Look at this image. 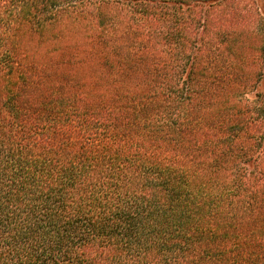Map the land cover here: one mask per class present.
<instances>
[{"label": "trees", "instance_id": "trees-1", "mask_svg": "<svg viewBox=\"0 0 264 264\" xmlns=\"http://www.w3.org/2000/svg\"><path fill=\"white\" fill-rule=\"evenodd\" d=\"M0 264H264V0H0Z\"/></svg>", "mask_w": 264, "mask_h": 264}, {"label": "rangeland", "instance_id": "rangeland-1", "mask_svg": "<svg viewBox=\"0 0 264 264\" xmlns=\"http://www.w3.org/2000/svg\"><path fill=\"white\" fill-rule=\"evenodd\" d=\"M250 1V0H249ZM205 7V6H204ZM211 12H214L215 13V11H213V10H211L210 11V13H203L202 14V16L201 17H204L209 23H210V27H211V31L210 32H208L207 33V37H210V36H212V35H214V33L216 32V31H218V29H216L220 24H222L221 23V19H218L217 18V14L215 15V14H212ZM209 14H212V15H209ZM245 15H246V17H244L242 20H248L249 21V17H247V14L245 13ZM253 16H250V19H251V21L254 19V18H252ZM199 34H202V30H199ZM254 90H252V91H248V97H250V98H253L254 97V92H253Z\"/></svg>", "mask_w": 264, "mask_h": 264}]
</instances>
